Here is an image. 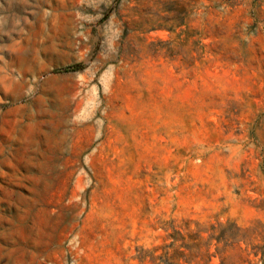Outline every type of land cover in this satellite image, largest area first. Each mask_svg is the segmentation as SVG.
<instances>
[{"label": "rangeland", "instance_id": "rangeland-1", "mask_svg": "<svg viewBox=\"0 0 264 264\" xmlns=\"http://www.w3.org/2000/svg\"><path fill=\"white\" fill-rule=\"evenodd\" d=\"M0 68V264H264V0H0Z\"/></svg>", "mask_w": 264, "mask_h": 264}, {"label": "bare ground", "instance_id": "bare-ground-1", "mask_svg": "<svg viewBox=\"0 0 264 264\" xmlns=\"http://www.w3.org/2000/svg\"><path fill=\"white\" fill-rule=\"evenodd\" d=\"M15 43H16V41H15ZM0 73H1V76H0V84L2 85V87H6V84L9 81V74L5 73V71L3 70V68H0ZM28 141H30V140H28Z\"/></svg>", "mask_w": 264, "mask_h": 264}, {"label": "trees", "instance_id": "trees-1", "mask_svg": "<svg viewBox=\"0 0 264 264\" xmlns=\"http://www.w3.org/2000/svg\"><path fill=\"white\" fill-rule=\"evenodd\" d=\"M77 68H78V65H70V66L64 67V70L70 71V70H76Z\"/></svg>", "mask_w": 264, "mask_h": 264}]
</instances>
